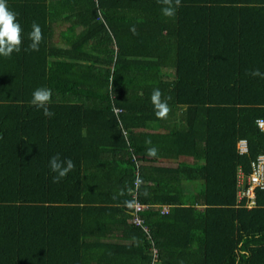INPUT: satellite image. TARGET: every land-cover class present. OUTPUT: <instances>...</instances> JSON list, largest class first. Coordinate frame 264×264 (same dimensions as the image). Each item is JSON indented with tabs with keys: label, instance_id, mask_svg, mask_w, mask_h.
Wrapping results in <instances>:
<instances>
[{
	"label": "trees",
	"instance_id": "16d2710c",
	"mask_svg": "<svg viewBox=\"0 0 264 264\" xmlns=\"http://www.w3.org/2000/svg\"><path fill=\"white\" fill-rule=\"evenodd\" d=\"M7 5L23 43L0 56V264H151V242L156 264H264V189L237 196L264 152V0H181L174 18L159 0ZM56 154L75 165L58 183Z\"/></svg>",
	"mask_w": 264,
	"mask_h": 264
},
{
	"label": "clouds",
	"instance_id": "9594fccd",
	"mask_svg": "<svg viewBox=\"0 0 264 264\" xmlns=\"http://www.w3.org/2000/svg\"><path fill=\"white\" fill-rule=\"evenodd\" d=\"M163 5L161 11L165 17L174 18L177 9L181 5V0H159ZM16 13L9 9L7 0H0V56L9 57L15 52H19L23 43V29L16 20ZM32 30L28 34V38L31 40L29 48L33 51H39V45L43 40V32L41 26L37 22H33L31 26ZM131 31L135 34V28ZM252 76L264 78V73L259 69H254L250 73ZM52 91L47 87H40L34 90L32 93V99L30 103L43 110V114L47 117L54 115V112L47 106L51 103ZM168 97H164L159 88H155L151 94V102L155 109V114L158 118L164 119L167 117L170 107L168 105ZM146 144H151L150 139L145 141ZM147 155L155 157L157 155V149L151 147L148 149ZM49 167L52 172L56 173L53 177L54 182H59L65 178L67 174L75 168L73 161L69 158L62 160L59 154L52 156L49 160ZM163 211V208L161 210Z\"/></svg>",
	"mask_w": 264,
	"mask_h": 264
},
{
	"label": "built area",
	"instance_id": "2783aa9c",
	"mask_svg": "<svg viewBox=\"0 0 264 264\" xmlns=\"http://www.w3.org/2000/svg\"><path fill=\"white\" fill-rule=\"evenodd\" d=\"M115 112L119 113L121 111L120 108L115 107ZM260 127L264 128V120H259ZM238 150L239 153L244 154L248 153L249 151V143L247 139H240L238 142ZM140 183V179H138L136 186ZM238 199L239 203H246V205L251 208L256 205V190L258 188L264 189V152L260 153L252 162H251V172L246 175L242 168H239V174H238ZM135 211H134V220L137 224H140L143 226L145 231L150 235V232L148 231L144 219H142L140 214H138L139 211L145 209L147 207L146 204H143L139 201H136L134 203ZM163 211L168 212V206H163ZM151 249L154 252L153 255V261L151 264H156L157 258V246L154 244V242H151Z\"/></svg>",
	"mask_w": 264,
	"mask_h": 264
},
{
	"label": "crops",
	"instance_id": "0c3cea01",
	"mask_svg": "<svg viewBox=\"0 0 264 264\" xmlns=\"http://www.w3.org/2000/svg\"><path fill=\"white\" fill-rule=\"evenodd\" d=\"M176 161H177V159H173L172 161L162 160L161 163H165V164L173 163V164H175L174 162H176Z\"/></svg>",
	"mask_w": 264,
	"mask_h": 264
},
{
	"label": "rangeland",
	"instance_id": "374dc122",
	"mask_svg": "<svg viewBox=\"0 0 264 264\" xmlns=\"http://www.w3.org/2000/svg\"><path fill=\"white\" fill-rule=\"evenodd\" d=\"M237 196H238V193H237ZM238 202H239V199H238Z\"/></svg>",
	"mask_w": 264,
	"mask_h": 264
}]
</instances>
